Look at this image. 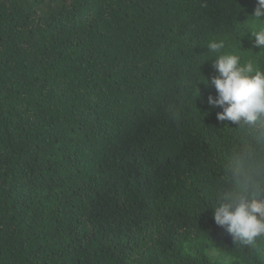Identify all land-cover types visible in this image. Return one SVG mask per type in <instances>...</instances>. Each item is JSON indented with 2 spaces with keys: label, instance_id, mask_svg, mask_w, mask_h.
<instances>
[{
  "label": "trees",
  "instance_id": "1",
  "mask_svg": "<svg viewBox=\"0 0 264 264\" xmlns=\"http://www.w3.org/2000/svg\"><path fill=\"white\" fill-rule=\"evenodd\" d=\"M256 7L0 0V264H264L213 219L264 184V124L208 103L218 55L264 71Z\"/></svg>",
  "mask_w": 264,
  "mask_h": 264
},
{
  "label": "clouds",
  "instance_id": "2",
  "mask_svg": "<svg viewBox=\"0 0 264 264\" xmlns=\"http://www.w3.org/2000/svg\"><path fill=\"white\" fill-rule=\"evenodd\" d=\"M257 7L253 16L264 21V0H256ZM254 47L264 48V28L253 33ZM210 52H220L225 47L224 41L208 43ZM214 68L218 75L210 81L217 93L208 97V103L223 109L217 113V120L243 122L249 126L264 124V71L253 63L242 64L235 54H220L215 60ZM207 83V82H206ZM243 191L229 192L214 210L213 219L222 227L233 241L250 245L256 239L264 238V199L257 197L264 194V184Z\"/></svg>",
  "mask_w": 264,
  "mask_h": 264
}]
</instances>
